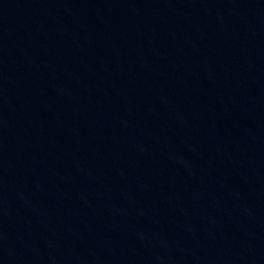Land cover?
Instances as JSON below:
<instances>
[{
    "label": "water",
    "instance_id": "water-1",
    "mask_svg": "<svg viewBox=\"0 0 264 264\" xmlns=\"http://www.w3.org/2000/svg\"><path fill=\"white\" fill-rule=\"evenodd\" d=\"M0 264H264V0H0Z\"/></svg>",
    "mask_w": 264,
    "mask_h": 264
}]
</instances>
